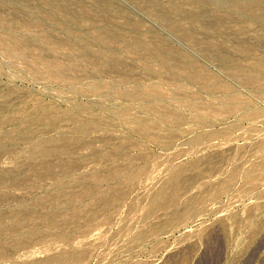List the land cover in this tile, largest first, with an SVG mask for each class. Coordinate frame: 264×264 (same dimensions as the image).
<instances>
[{
    "label": "rangeland",
    "instance_id": "374dc122",
    "mask_svg": "<svg viewBox=\"0 0 264 264\" xmlns=\"http://www.w3.org/2000/svg\"><path fill=\"white\" fill-rule=\"evenodd\" d=\"M0 264H264V0H0Z\"/></svg>",
    "mask_w": 264,
    "mask_h": 264
}]
</instances>
